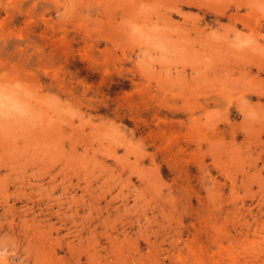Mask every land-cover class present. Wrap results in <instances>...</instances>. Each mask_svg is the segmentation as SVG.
Here are the masks:
<instances>
[{
    "label": "rangeland",
    "instance_id": "1",
    "mask_svg": "<svg viewBox=\"0 0 264 264\" xmlns=\"http://www.w3.org/2000/svg\"><path fill=\"white\" fill-rule=\"evenodd\" d=\"M0 264H264V0H0Z\"/></svg>",
    "mask_w": 264,
    "mask_h": 264
}]
</instances>
